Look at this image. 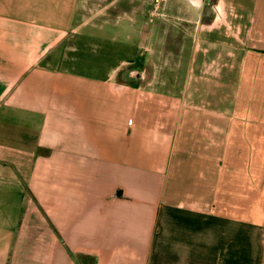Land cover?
I'll use <instances>...</instances> for the list:
<instances>
[{
    "label": "crops",
    "instance_id": "0c3cea01",
    "mask_svg": "<svg viewBox=\"0 0 264 264\" xmlns=\"http://www.w3.org/2000/svg\"><path fill=\"white\" fill-rule=\"evenodd\" d=\"M181 2L94 77L80 0H0V264H264V0Z\"/></svg>",
    "mask_w": 264,
    "mask_h": 264
},
{
    "label": "rangeland",
    "instance_id": "374dc122",
    "mask_svg": "<svg viewBox=\"0 0 264 264\" xmlns=\"http://www.w3.org/2000/svg\"><path fill=\"white\" fill-rule=\"evenodd\" d=\"M86 1L80 0L79 14L74 21L75 31L69 33L70 41L62 49L64 54L73 60L69 64L72 69L94 77L108 75L112 68L120 65L123 58L136 61L141 51L139 46L136 47L134 44L137 34H140V37L146 35L149 23L161 24L160 35L163 33L162 26L170 24L172 37L177 36L179 32H183L189 24H192L190 20L193 15L190 16V13L182 7L181 0H170L171 13L169 5L167 9H163V0H138L140 13L133 17L138 22L136 28H139V31L135 32H132L129 15L120 17L114 15V5L110 4L112 0L107 2L106 0H89V4ZM124 9H128L125 4ZM152 27L151 25L150 28ZM133 34L134 37H132ZM150 66H152L151 63L148 64V67ZM148 67L146 64L140 70H150ZM119 69L124 77H129L132 70H137L132 64L125 62L119 66ZM78 258L83 264H93L91 257L82 255Z\"/></svg>",
    "mask_w": 264,
    "mask_h": 264
},
{
    "label": "flooded vegetation",
    "instance_id": "af4514ba",
    "mask_svg": "<svg viewBox=\"0 0 264 264\" xmlns=\"http://www.w3.org/2000/svg\"><path fill=\"white\" fill-rule=\"evenodd\" d=\"M211 0H207V2L205 3L206 5H208L210 3Z\"/></svg>",
    "mask_w": 264,
    "mask_h": 264
},
{
    "label": "trees",
    "instance_id": "16d2710c",
    "mask_svg": "<svg viewBox=\"0 0 264 264\" xmlns=\"http://www.w3.org/2000/svg\"><path fill=\"white\" fill-rule=\"evenodd\" d=\"M85 256L91 257V256H89V255H85ZM91 259H92V257H91ZM92 260H93V259H92Z\"/></svg>",
    "mask_w": 264,
    "mask_h": 264
}]
</instances>
